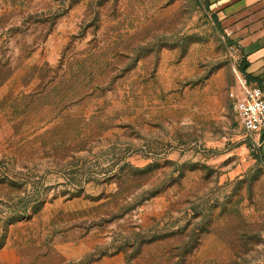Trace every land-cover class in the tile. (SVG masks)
Masks as SVG:
<instances>
[{
	"label": "rangeland",
	"instance_id": "374dc122",
	"mask_svg": "<svg viewBox=\"0 0 264 264\" xmlns=\"http://www.w3.org/2000/svg\"><path fill=\"white\" fill-rule=\"evenodd\" d=\"M215 17L0 0V264H264V161Z\"/></svg>",
	"mask_w": 264,
	"mask_h": 264
},
{
	"label": "crops",
	"instance_id": "0c3cea01",
	"mask_svg": "<svg viewBox=\"0 0 264 264\" xmlns=\"http://www.w3.org/2000/svg\"><path fill=\"white\" fill-rule=\"evenodd\" d=\"M220 26L231 32L232 43L239 46L243 73L251 84H264V0H210ZM247 76V77H246ZM249 76V77H248ZM255 79H251V78ZM264 161V132L251 134Z\"/></svg>",
	"mask_w": 264,
	"mask_h": 264
},
{
	"label": "built area",
	"instance_id": "2783aa9c",
	"mask_svg": "<svg viewBox=\"0 0 264 264\" xmlns=\"http://www.w3.org/2000/svg\"><path fill=\"white\" fill-rule=\"evenodd\" d=\"M226 37L231 32L224 30ZM234 51L239 46H232ZM238 81V92L234 96L232 109L243 130L248 134H262L264 132V84H251L240 72L239 66L232 67Z\"/></svg>",
	"mask_w": 264,
	"mask_h": 264
},
{
	"label": "trees",
	"instance_id": "16d2710c",
	"mask_svg": "<svg viewBox=\"0 0 264 264\" xmlns=\"http://www.w3.org/2000/svg\"><path fill=\"white\" fill-rule=\"evenodd\" d=\"M209 5V4H208ZM215 19H216V17H215ZM216 22H217V26L221 29V26H220V24H219V22H218V20L216 19ZM245 69H246V64H245V62L244 61H241L240 62V65H239V70H240V72L243 74L244 73V71H245ZM247 77V76H246ZM249 77V76H248ZM251 79H255L254 77L253 78H251Z\"/></svg>",
	"mask_w": 264,
	"mask_h": 264
}]
</instances>
